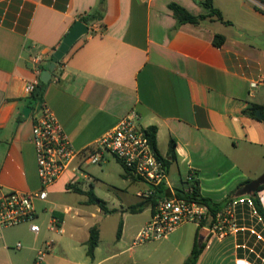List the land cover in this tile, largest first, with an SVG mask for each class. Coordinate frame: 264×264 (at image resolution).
<instances>
[{
	"label": "crops",
	"instance_id": "crops-1",
	"mask_svg": "<svg viewBox=\"0 0 264 264\" xmlns=\"http://www.w3.org/2000/svg\"><path fill=\"white\" fill-rule=\"evenodd\" d=\"M213 2L230 24L207 20L177 25L169 5L177 3L193 15L208 14L196 0H106L102 18L85 23L89 33L52 72L42 102L79 151L92 148L136 111L144 128H156L157 151L169 163L167 190H184L192 174L203 196L216 203L233 198L235 228L224 236L204 231L206 247L197 264H264V222L250 195H239L264 174V120L247 111L251 104L264 103V0ZM100 8L101 0H0L2 190L40 188L32 142L39 104L29 105L31 97L24 92L26 81L35 77V56L43 55L44 70L74 23ZM217 34L225 37L221 47L214 45ZM253 82L259 86L251 95ZM25 107H31L29 116ZM96 166L77 159L50 187L48 200L36 202L38 234L30 232L28 224L0 228V264H33L46 241L55 245L43 264H184L198 226L186 223L163 239L136 243L153 208H146L148 221L135 227L128 218L137 213L127 208L143 199L140 193L147 185L121 165L123 171L117 173L124 188L115 189L128 194L129 202L110 208L104 201L114 210L105 213L99 201L91 202L85 194L92 189L98 198L95 171L101 169ZM73 178L78 191H72L86 196V209L75 210L57 200L72 192L68 185ZM258 194L264 206V189ZM73 211L90 218L70 223ZM116 214L122 217L121 237L118 224L115 237L106 238L100 218ZM43 216L47 219L41 223ZM54 216L61 219L62 233L51 229ZM94 225L99 242L90 257L87 242ZM19 242L21 249L16 248Z\"/></svg>",
	"mask_w": 264,
	"mask_h": 264
},
{
	"label": "built area",
	"instance_id": "built-area-1",
	"mask_svg": "<svg viewBox=\"0 0 264 264\" xmlns=\"http://www.w3.org/2000/svg\"><path fill=\"white\" fill-rule=\"evenodd\" d=\"M43 55L34 58L35 77L26 81L24 92L31 97L41 82V65ZM259 83L250 84V94L253 95ZM32 142L36 151L40 188L37 191H4L0 186V228L15 227L28 224L33 234L41 230L38 223L36 202H46L49 189L61 176L74 168L77 159L86 165H100L112 156L120 162L125 170L147 185V189L140 193L144 199L154 195V190L168 184V171L163 158H161L151 142L147 129L140 124V117L136 111H131L123 117L117 125L103 137L98 139L92 148L77 150L64 132L61 123L45 102L38 105L33 116ZM81 171L80 169L75 168ZM195 180L189 174L186 193L193 191L191 183ZM78 182L73 178L68 190L77 188ZM208 213L206 205L178 196V193L169 190L168 196L158 198L150 220L141 228L135 242L146 243L157 241L176 231L186 223H195L201 226ZM61 219L52 217L51 229L62 233ZM210 236H224L235 228L233 201L228 202L216 215L212 227L202 226ZM53 241H46L37 250L33 264H43L46 256L54 249ZM23 247L22 243L16 245L17 249Z\"/></svg>",
	"mask_w": 264,
	"mask_h": 264
},
{
	"label": "trees",
	"instance_id": "trees-1",
	"mask_svg": "<svg viewBox=\"0 0 264 264\" xmlns=\"http://www.w3.org/2000/svg\"><path fill=\"white\" fill-rule=\"evenodd\" d=\"M196 2L199 5L208 9L209 10L208 14L193 15L186 8H184L183 6H181L177 3H171L169 5V8L172 10L174 17L177 20V25H181L184 23L200 24V23L207 21V20L208 21H220V22H223L225 24H230V22L224 18L222 12L217 7H215L213 0H203V1H197L196 0ZM105 3H106V0H101L100 11H96V12L88 15L87 17H83L82 22L88 23L89 20H94L96 18H102V7L104 6ZM224 42H225V37L223 35L217 34L215 36L214 45L216 47H221L224 44ZM62 61H63V59L61 61H59L58 64H61ZM46 85H47V83L40 82L39 86H41V90L38 94L34 93L31 96V99L29 100V105L32 106L36 103L40 104L42 102V97H43L44 89H45ZM247 111L253 118H257V112H261L262 119L264 120V103L262 105L251 104ZM147 133L151 139V142L155 148V151L157 152V154L161 158H163L159 154V152L157 151V148H156V128L151 127L149 129H147ZM90 150H93V149H90ZM170 152L172 154V157L174 158V142H171ZM163 161H164L165 165L168 167V164H169L168 161H166L164 158H163ZM191 186L193 189V191L191 193H186L183 190H180V191H178V196L182 197V198L196 200V201L206 205L208 208V213H207L206 217L203 219L201 226H199L197 228L193 248L191 250V253L186 258L184 264H197L201 254L203 253V250L206 247V240H207V239H205V235L203 233L204 230H203L202 226L212 227L215 223L216 215L223 209V207L228 202L233 201V198L230 197V198L226 199L224 203H216L212 199L203 196L200 193V186H199V183L196 179L191 183ZM262 189H264V184H262L259 187V189L255 193V195H253V196L250 195L249 198L252 201L255 210L257 211V213L260 215V217L262 218V220L264 222V206H263L261 198L258 194V192L261 191ZM75 191H78V189H75ZM85 194H88L91 202L99 201L100 207L105 211V213L114 212V210L107 209L105 202L102 200H99L94 195V193L92 192V189L90 191L86 192ZM168 195H169V190H167L164 186H160L159 188L154 190V195H152L151 197L146 198V199L143 198L137 204L129 206L127 208V211H129L131 213H138V212H142L143 210H145L148 207L153 208L155 206L158 198H160L162 196H168ZM89 232L90 233H89V239L87 242V254H88V256L93 257L95 249H96L98 242H99V229H98L97 225H94L93 227H91ZM121 233H122V222H120L119 227H118L117 238L121 237ZM207 237H209V236L207 235Z\"/></svg>",
	"mask_w": 264,
	"mask_h": 264
},
{
	"label": "rangeland",
	"instance_id": "rangeland-1",
	"mask_svg": "<svg viewBox=\"0 0 264 264\" xmlns=\"http://www.w3.org/2000/svg\"><path fill=\"white\" fill-rule=\"evenodd\" d=\"M103 167L100 165H97L94 168H100L101 170L95 171V174L97 179L95 181V187H96V194L99 199L106 201L107 206L112 208V207H119L121 201L125 203L129 202L128 201V194L123 193V192H118L116 188H124V183L122 182V177L117 173V170H121L122 166L120 162H118L114 157H110L109 162L107 164H102ZM88 186V184H87ZM72 191V190H71ZM86 199V196L83 194H79L76 192H69L63 195H60L58 197V201L61 202L63 205L66 206H72L75 210H80V209H86L84 208V203L83 201ZM134 199V197L132 198ZM131 199V200H132ZM73 215H75V212H72ZM150 213L149 210L146 209L144 213H137V214H132L129 215V221L130 225L139 226L142 225L143 223H146L149 219ZM84 217V220H81V218ZM73 218V217H72ZM89 214H83L82 212L78 215H75L73 219H69L70 221H87L89 220ZM122 217L120 215H111V216H104L102 215L101 219V225L104 230V236L106 238H114L116 234V229L118 227L119 221ZM47 219L46 216H43L41 219V223L45 222ZM100 222V221H98ZM71 223V222H70ZM133 228H131L132 230ZM130 231V230H129Z\"/></svg>",
	"mask_w": 264,
	"mask_h": 264
},
{
	"label": "water",
	"instance_id": "water-1",
	"mask_svg": "<svg viewBox=\"0 0 264 264\" xmlns=\"http://www.w3.org/2000/svg\"><path fill=\"white\" fill-rule=\"evenodd\" d=\"M89 33V27L87 24H85L82 21H76L74 25L71 27L69 32L66 34V36L63 38L60 46L54 51L52 55V60L46 65V68L42 70L41 73V82L42 83H48L52 72L56 69L57 64L59 61H61L71 50V48L74 46V44L84 35ZM41 90V86H38L35 94H38ZM24 114L25 116H29V113L31 112V107H25L24 108ZM257 117L261 118V112H257ZM264 184V174L259 176L257 179L250 181L247 183L243 189H241L239 195H255V193L258 191L259 187Z\"/></svg>",
	"mask_w": 264,
	"mask_h": 264
}]
</instances>
